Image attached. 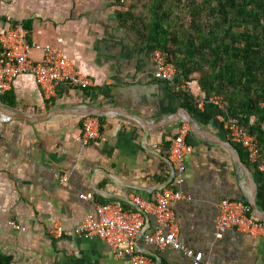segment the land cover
Masks as SVG:
<instances>
[{
  "label": "crops",
  "instance_id": "1",
  "mask_svg": "<svg viewBox=\"0 0 264 264\" xmlns=\"http://www.w3.org/2000/svg\"><path fill=\"white\" fill-rule=\"evenodd\" d=\"M8 21H29L31 41L61 49L94 86L62 84L47 99L24 75L9 92L13 105L0 102L11 111L0 113L12 117L0 126V254L14 264H131L102 241L70 231L95 217L98 205L134 211V198L153 202L158 192L174 188L164 146L184 133L193 152L185 161L184 200L171 203L183 245L212 264H264L263 232L214 236L223 200L247 204L264 217V173L241 164L222 111L205 105L189 112L174 85L154 78L151 55L119 26L108 0H0V27ZM189 89L201 98L197 85ZM91 109L103 110L93 116L100 134L83 146L87 116L81 114ZM81 194L93 200H80ZM54 225L70 233L53 239ZM139 246L152 264H191L181 252Z\"/></svg>",
  "mask_w": 264,
  "mask_h": 264
},
{
  "label": "built area",
  "instance_id": "2",
  "mask_svg": "<svg viewBox=\"0 0 264 264\" xmlns=\"http://www.w3.org/2000/svg\"><path fill=\"white\" fill-rule=\"evenodd\" d=\"M10 20V19H8ZM0 98L9 93L16 79L24 75L34 78L47 99L55 97L57 88L62 84H69L80 90H87L94 86L93 81L86 75L75 70L73 63L68 60L61 49L50 44H40L29 41L26 30L21 25L8 21L0 27ZM35 55H38L36 57ZM154 78L167 85H175L178 74L175 66L167 62L159 51L151 56ZM183 91H189L188 86H182ZM195 94V93H194ZM197 98L198 109L210 105L226 115L224 124L228 138L233 145L241 147L246 153L250 164L258 165L259 172H264L259 146L251 136L240 126L239 120L229 117L224 109L221 97L207 100ZM12 121V117L0 113V126ZM100 134V121L93 116L83 119L81 142L88 146ZM192 147L186 142L184 133L171 141L169 164L173 173L174 188L163 189L158 192L153 202H145L134 198L136 209L126 211L119 204H105L96 206V216L89 215L70 232L85 240L102 241L113 253L116 259H128L131 264H152L139 243L155 247L157 250H172L183 254L191 264H212L204 262L203 254L186 248L179 238L175 217L171 209L173 201L184 200L181 186L184 184L186 159L192 154ZM67 178L62 177L64 184ZM79 199L92 201V194H81ZM215 222V238L221 239L228 230H236L253 235L264 233V217H259L252 208L238 201L223 200L218 206ZM14 226V224L11 223ZM60 225H54L49 230L53 239H60L68 235Z\"/></svg>",
  "mask_w": 264,
  "mask_h": 264
},
{
  "label": "trees",
  "instance_id": "3",
  "mask_svg": "<svg viewBox=\"0 0 264 264\" xmlns=\"http://www.w3.org/2000/svg\"><path fill=\"white\" fill-rule=\"evenodd\" d=\"M108 1L119 26L137 47L151 56L159 51L175 66L173 90L182 107L197 112L194 92L182 90L193 83L201 99L221 97L229 117L238 119L259 146L264 164V0ZM20 25L31 41L30 22ZM1 55L0 48V59ZM8 97L12 95L2 96L1 104L12 106ZM170 146L171 142L164 146L168 157ZM234 147L242 162L259 172L241 147ZM167 177L168 173L161 181ZM0 264L14 262L0 254Z\"/></svg>",
  "mask_w": 264,
  "mask_h": 264
},
{
  "label": "water",
  "instance_id": "4",
  "mask_svg": "<svg viewBox=\"0 0 264 264\" xmlns=\"http://www.w3.org/2000/svg\"><path fill=\"white\" fill-rule=\"evenodd\" d=\"M0 112L5 113V114L11 113V111H9V110L1 107V106H0ZM102 113H103V110H100V109H91L90 111L88 110L85 113H82L81 115H83V116H100ZM54 115H55V113L54 112H51V113H49L44 118L45 119H48L49 117L54 116ZM128 116H130V115H128ZM141 123H143V122L141 121ZM143 125H144V123H143ZM144 129H145V133L148 134L149 133V127L148 126H144ZM241 164H243V162H241ZM172 180H173V173H171L170 182Z\"/></svg>",
  "mask_w": 264,
  "mask_h": 264
}]
</instances>
